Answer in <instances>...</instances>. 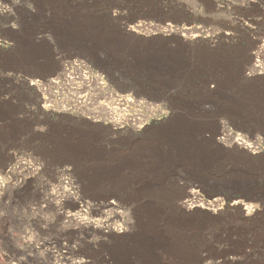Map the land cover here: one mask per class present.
Instances as JSON below:
<instances>
[{
  "label": "rangeland",
  "instance_id": "374dc122",
  "mask_svg": "<svg viewBox=\"0 0 264 264\" xmlns=\"http://www.w3.org/2000/svg\"><path fill=\"white\" fill-rule=\"evenodd\" d=\"M72 59L119 127L23 82ZM145 228L133 264H264V0H0V264H120Z\"/></svg>",
  "mask_w": 264,
  "mask_h": 264
},
{
  "label": "bare ground",
  "instance_id": "6f19581e",
  "mask_svg": "<svg viewBox=\"0 0 264 264\" xmlns=\"http://www.w3.org/2000/svg\"><path fill=\"white\" fill-rule=\"evenodd\" d=\"M260 67L261 66H260L259 62L256 61L255 65H254V69L258 71V69L261 70ZM23 82L25 83V85L29 89H31V87H37L41 90H44L46 87L47 88L57 87V90L61 91V92H58V94L62 95V98L60 100L61 110L64 112H67V113H69V111H71V103L72 102L75 103L76 106H81V107L87 106V107L95 108V106H97V107H99V114L101 116L107 115L109 117V118H102L103 119L102 122L113 123V124H115V125H113L114 127H119V125L117 124L118 120L123 119V117L120 116L119 107L123 106V105L127 104V102H129V101L120 102V99H118V96H116V95L114 96L111 92H108L109 88L107 85L103 84L101 76L92 74L91 70H89L86 67V65L83 62H81V60L79 61V60H73L72 59L71 61L68 60L67 62L62 61V63L60 64L59 71L55 75H52V76L46 77V78H42V79H38V80L37 79H32V80L24 79ZM103 92H107V93H103ZM96 93L97 94L101 93L100 97L104 98V101L107 103H105V102L101 103L99 101V100H101V98H97V100H95L94 94H96ZM67 101H69L70 103H68ZM112 104H115L117 108H114V110H111V109H108L106 107V105L111 106ZM87 114L91 115L92 112L88 111ZM126 121H128V119ZM132 122L134 123L135 121L133 120ZM138 122H139V120H136L135 123H138ZM235 144L238 147H240L241 149L247 148L246 144L240 143L237 140H235ZM164 145L166 148V149H164V150H166V152L164 154L165 156L160 158L161 161H163V162L165 160V157L175 158L176 155H174V152L176 153V147L180 148V143L178 140H176V144L169 141V142L163 143V147H164ZM181 150L189 151L191 149L189 146H187L186 149L183 148ZM173 156H175V157H173ZM243 179H244V177L242 179H239L238 181L243 182ZM82 202H83V199H82ZM214 202H215L214 204L218 203V201L216 199L214 200ZM89 206H90L89 203L83 202L82 205L81 204L79 205V208H80L79 212H82L83 214H85V212ZM181 208H183L185 210L190 209V208H187L186 206H182ZM74 221H75V225L80 227L81 229H88L91 231H97L101 235H103V236L105 235L104 231L101 230L100 227H97V225H95L92 221L85 219V218H82V216L74 218ZM147 229L146 228L144 229V231H143L144 233L142 235H140L137 240L134 241V239H133V241H134V242L132 241L133 242V246H132L133 248H131V249H130V245L127 244L128 245L127 246L125 244V242L123 244H125L126 246L122 245L121 243L113 244V248L115 247V251L120 257V258L113 257V259L117 262L119 259L120 264L137 263L138 261H136L134 259H130V254H131V252L134 251V248H140L143 252H145L144 254L146 255V259L148 261H150V262L157 261L156 257L153 256L151 253V249L153 248L152 246L157 242L153 239V237L148 235L150 233L147 232ZM150 231H151V229H150ZM165 233H168V232L165 231ZM125 234L126 233H124L123 234L124 236H122V237H125L126 236ZM172 234H174V233H172ZM160 235H161V233H160ZM155 237L157 238V235H155ZM161 237H164V236H161ZM158 238H160V237H158ZM188 238H189L188 236H184V235H180V234H177L176 236L174 235V240H172V241H174L173 243L175 245L170 241L171 240L170 238H167V239H170L169 241L174 247L176 246L177 249L182 250L181 252H179L180 250L177 251V253H175V254H179V255H176L177 258L180 257L184 263H187V261H188L187 260L188 255H187V253L185 254L186 249L190 248V250H191V248L193 247L192 243L188 242L189 241ZM121 239H124V238H121ZM162 239H165V238H162ZM168 245H170V244H168ZM160 246H162V245H160ZM110 252H112V251H110ZM171 253H173V252L171 251ZM171 253H169V254L172 255ZM123 257H125L126 259L128 258L127 263L121 262V259L122 260L125 259Z\"/></svg>",
  "mask_w": 264,
  "mask_h": 264
}]
</instances>
